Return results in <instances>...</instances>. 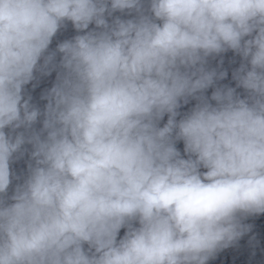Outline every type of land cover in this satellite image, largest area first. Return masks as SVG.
<instances>
[{
    "label": "clouds",
    "instance_id": "9594fccd",
    "mask_svg": "<svg viewBox=\"0 0 264 264\" xmlns=\"http://www.w3.org/2000/svg\"><path fill=\"white\" fill-rule=\"evenodd\" d=\"M144 5L0 0V264H208L264 214V0ZM228 51L245 98L207 67Z\"/></svg>",
    "mask_w": 264,
    "mask_h": 264
}]
</instances>
